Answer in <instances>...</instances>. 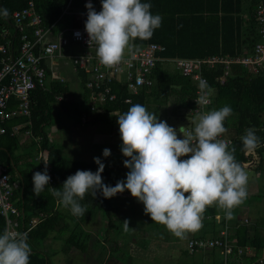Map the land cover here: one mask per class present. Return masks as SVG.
Returning <instances> with one entry per match:
<instances>
[{"label":"trees","instance_id":"trees-1","mask_svg":"<svg viewBox=\"0 0 264 264\" xmlns=\"http://www.w3.org/2000/svg\"><path fill=\"white\" fill-rule=\"evenodd\" d=\"M33 1L35 10L42 19L41 27L44 30L60 31L66 25L69 26V23L71 26L76 25L74 18L66 13L87 10L84 0ZM141 2L150 3L152 14H158L163 18L160 28L154 31L150 39L133 40L137 48L151 43L166 48L165 52L159 54L161 61H157L152 71L153 83L133 96L131 103H125V98L129 94L124 83L111 84V93L116 95V100L106 102L102 106V113L91 114L87 123L106 121L108 115L114 111L124 114L136 103L143 104L149 111L171 105L173 110L184 111L187 117L193 120L194 116H191L189 111L195 107V83L190 77L178 72L165 59H204L215 55L234 58L252 53L255 44L260 40L255 14L264 0H141ZM25 7L24 0H0V8H7L9 11L7 18L0 17V45L9 44V54L12 56L17 54L20 35L16 32L6 36L5 31H12L14 27L12 14ZM85 21L86 18L84 23ZM1 58L0 53V68ZM42 65L44 66L43 62ZM223 74L224 68L220 65L214 69H204V76L212 89L211 109H220L225 105L232 108V115L225 120L224 126L232 136L229 149L235 148L234 155L241 166L246 160L241 137L245 135L247 129H255L261 144L254 150L256 164L252 168L255 173L264 174V68L257 73H251L239 64H231L224 84H220L216 79ZM85 81L86 76L82 74L83 97L85 102H89L90 92L85 88ZM67 92L68 88L59 83H55L46 91L39 88L31 93L29 117L20 116L0 123L4 129V133L0 134V163L7 170L10 184L15 186L12 199L22 210L24 223L39 213L53 214L27 235V243L31 247L29 264H50L48 257L40 249V242L47 239L54 230L57 215H54L55 198L50 191L48 194L42 192L40 196L34 195L32 165L25 162L38 156L39 152L45 153V157H41L42 163L44 166L47 164V168H50L49 175L61 186L67 177L75 174L77 170H94L96 167L94 164L64 158L48 138L46 126L51 120L52 105L59 97L62 101ZM10 100L9 109L16 108L18 101L16 102L14 97ZM15 126H20L17 133L13 132ZM28 129L31 131V137L21 142L20 134ZM102 178L105 184L111 186L122 180L113 179L106 169L102 173ZM114 197L106 199L99 192L96 197L91 192L87 193L80 201L82 205L88 206L87 213L85 216L76 217L77 222L83 223L102 211L108 220V230L105 232L107 237L118 221L113 207ZM5 229V221L0 215V234H3ZM71 234L73 235L71 243L76 238L74 244H77V249L82 252L84 239H78L81 235L84 236L83 230L78 228ZM234 237L236 248L228 256L226 264H261L259 256L263 248L250 234L249 227L239 228ZM249 246L256 249L254 255L238 254V248Z\"/></svg>","mask_w":264,"mask_h":264},{"label":"clouds","instance_id":"clouds-1","mask_svg":"<svg viewBox=\"0 0 264 264\" xmlns=\"http://www.w3.org/2000/svg\"><path fill=\"white\" fill-rule=\"evenodd\" d=\"M85 31L88 43L97 45L96 56L107 67L118 65L134 39L148 40L160 28L162 16L153 15L150 3L141 0H101L97 12L89 0L85 5ZM7 8H0V17L7 18ZM79 36V33H76ZM200 103H206L212 89L205 80L199 82ZM230 106L197 115L193 131L178 138L177 129L160 120L143 104H133L118 116L121 152L124 167L129 169L126 180L115 186L103 182L105 164L94 157L97 171L77 170L63 182L60 189L49 186L51 177L47 164L32 176L33 193L40 196L46 188L59 203L76 217L85 216L87 205H82L89 192H99L106 199L129 191L144 205V212L152 222L160 223L177 238L186 239L188 233L202 228L203 214L208 206L217 205L227 219L233 210L247 199L248 174L235 158V148L220 137L228 129L225 120L232 115ZM243 149L251 152L260 144L255 129L249 128L241 137ZM103 157L111 155L103 149ZM181 157H188L181 159ZM188 194L187 196L185 194ZM130 221H123L128 232ZM27 233H13L5 229L0 234V264H29L31 247Z\"/></svg>","mask_w":264,"mask_h":264},{"label":"built area","instance_id":"built-area-1","mask_svg":"<svg viewBox=\"0 0 264 264\" xmlns=\"http://www.w3.org/2000/svg\"><path fill=\"white\" fill-rule=\"evenodd\" d=\"M26 7L15 11L12 14L15 32L20 35V45L15 56L9 54V44L0 45L1 68H0V123L17 117H29L31 106V93L39 88L43 89L46 79V71L42 62L47 58L63 56V49L70 44H79L85 51L80 56L71 57L75 69L83 71L86 76L85 88L90 92L88 103V112L81 117V123L87 124L91 114L102 113V106L106 102L116 100V95L111 93L110 85L113 83L126 85L129 96L125 98V103H131L132 97L140 93L144 87L151 86L152 71L157 61H161L159 54L165 52L163 45L151 43L137 48L133 41L130 42L131 49L123 60L113 67H107L100 63L96 56L97 45L94 42L88 43L89 37L85 31V18L87 19V10H80L77 14L76 25L67 28L64 34H59L56 39L51 40L50 29L44 30L41 27L42 19L35 10L33 0H24ZM99 12L100 10H96ZM255 19L259 27L260 40L255 44L252 53L238 57L228 56H210L204 59L174 58L165 59L178 72L184 76L190 77L195 83L194 103L195 107L189 111L191 116L197 118L199 113L210 111L211 96L207 98L206 103L199 102L201 95L199 82L205 80L204 69H214L217 65L224 68V74L216 80L224 84L226 76L229 74L231 64H239L247 69L248 72L257 73L264 68V2L257 9ZM76 33L80 35L77 36ZM208 84V83H207ZM18 101V106L9 109L11 98ZM59 101L61 97L57 98ZM110 114L121 115L114 111ZM20 126H15L13 132L17 133ZM192 131L191 126L185 129V134ZM117 134L119 128L115 129ZM4 129L0 126V134ZM26 138L31 137L30 129L24 133ZM221 139L232 144V136L228 131L223 134ZM43 154L39 152L38 158ZM45 157V156H44ZM246 160L242 163L243 168H252L256 164V155L254 151L245 152ZM33 171L32 175L37 171ZM6 168L0 163V215L3 217L6 229L13 233H28L41 222L43 216L33 217L24 223L23 212L12 199L14 188L10 184L9 175ZM48 167V174H49ZM51 177V176H50ZM54 183L51 177L49 185ZM246 221V220H245ZM189 252H195L203 249H221L225 256L232 254L236 245L229 237L228 229L225 227L218 236L208 239H191L187 243ZM248 249L238 248V254L247 252Z\"/></svg>","mask_w":264,"mask_h":264},{"label":"crops","instance_id":"crops-1","mask_svg":"<svg viewBox=\"0 0 264 264\" xmlns=\"http://www.w3.org/2000/svg\"><path fill=\"white\" fill-rule=\"evenodd\" d=\"M88 2L89 0H84L85 5ZM91 3L93 4L95 10H101V5L98 4V0H91ZM79 11L80 10H75L73 12L68 11L66 14L74 18V21L76 22L77 14ZM70 26L71 25L69 23V26L66 25L65 28H63L60 31H54L50 29L49 38L51 40L56 39V37L59 34H64L67 28H69ZM5 32H6V36L16 33L14 27L12 31L8 30ZM62 57L47 58L43 60L44 68L46 71V79H45L44 87L41 90L46 91L52 88V86H54L55 83L63 84V86L68 88V92L66 93L65 96L62 97L63 102L61 100L60 101L56 100L55 103H60L62 107L65 108L66 106H70L73 103V96L71 89L69 88V85L67 84L66 80L63 78L60 79L58 76L59 74L57 73V71L60 68V64L55 59ZM67 60H69V57H67ZM72 68L77 78L79 79L82 88V74L84 76V73L81 70L75 69L73 65ZM80 98H81L80 101L85 102L83 97V88ZM15 101L17 102L16 99ZM10 103L11 100L9 104ZM88 103L89 102H87V104ZM87 110L88 108L85 111H82L80 115L86 113ZM117 120H118L117 115L109 114L108 119L106 121H99V122L87 123V124L81 123V125L87 126V125H95L98 123H106L110 127V130L112 132H115V129L119 128L117 124ZM189 120L190 122L184 128L183 133H185V129L188 128L189 126H191V128L195 127L194 124L195 122H197V118L194 117L193 120L192 119ZM115 134L120 135L117 134L116 132ZM20 135H21L20 137L21 142L29 139L26 138L24 134H20ZM48 138L50 140L49 133H48ZM178 138L182 139L183 134ZM50 142L57 148V151L61 154V156L67 158L61 153V151L58 149V146L56 144H54L52 141ZM121 146H122V142L119 145L115 144V148H116L115 155L117 156V159L115 161H111L107 168H106V164L105 163L104 164H105V169L114 177L113 179L126 180V174L129 171V169L124 167L123 161L128 158L122 155ZM103 149H105V147L98 149L97 152H100ZM118 150L120 151L119 154L117 153ZM43 156H45V153L43 154ZM187 158L188 157H181V159H187ZM83 162L87 164L88 163L94 164L96 167H94V170L91 171L93 172L97 171L98 165L94 161H90V162L83 161ZM25 164L32 165V169H31L32 173L35 170H40L42 167L43 168L45 167L42 163V160L39 159L38 156L33 157L31 160L27 161V163L25 162ZM250 169L254 172L253 168ZM254 174L259 177L264 175L262 173L257 174L255 172ZM258 179H262V178H258ZM49 186L57 189H60L62 187L61 185L57 184V182L55 183V181L53 184ZM261 187L264 189V181L262 182L261 186L258 182H256V180L250 183L248 189L249 196L247 197L246 200L251 199L250 198L251 196L259 194L262 189ZM47 190L48 188L45 189L44 191L46 192L45 194H48L47 192H49V190L48 191ZM262 198H263L262 203L264 205V195L262 196ZM139 204L140 202L136 198L132 197L129 191L118 193L113 200V207L115 208L116 219L118 221L114 226V230L111 233L109 231V235L105 237V232L108 230V220L106 218V215L102 211L98 212L94 218L88 219L83 223H79L76 220V216H73L69 209L64 208L59 203L58 198H55L53 210H54V215H57L56 217L57 219H55L56 226L54 230L50 233V236L47 239H44L43 241L40 242V249L42 253L46 257H48V259L50 255H54V256L56 255L58 257L61 254L62 258H58L56 262L57 264H61V262H63L67 257L68 258L72 257V259H74L77 263L79 262L83 263L82 261L83 258L86 259L88 254L96 257V260H94L93 258V263L95 264H226L228 257L224 255L221 249H215V248L203 249L191 253L188 251L187 248L188 241L191 239H199V238L208 239V238L216 237L221 231H223L225 227H227L229 237L234 241V245H236V238L234 237L235 232L243 226L249 227L250 234L255 239L258 240L257 242L258 244H260L259 246H261L260 243L261 238H259V236L260 237L261 235L264 236V231H263L264 229H262L263 226L259 225L256 219V216L261 215V213L258 212L256 206H254V211L256 210L255 213L258 215L251 218L250 215L244 210L245 207L244 203H242L240 206L236 207L233 210L232 219H227L222 209H220L221 213H219L216 212V210L213 207H207L206 211L203 214L202 228L195 233H188L186 239L183 240L175 237L170 231H169L170 233H167L166 235L163 234L146 235L139 229V225L146 222H151V220L149 221L146 218L145 219L140 218L143 208H141ZM125 210L129 212V215L132 216L131 218L127 217L126 215H121L125 212ZM52 215H53L52 213L51 215L39 213L37 216H35V218L39 216H43L40 219L42 222L45 218L51 217ZM125 219H128L130 221L129 223L130 229L126 234H124V230H123V221ZM41 222H39L38 224H40ZM78 228L79 229L81 228L84 232V236L81 235L78 239V240L84 239L83 240L84 249L82 252L77 249L76 247L77 244H74L76 238H74L71 243V239L73 238L72 237L73 235L71 233H73ZM208 230H210V235H208V237L205 238L206 235L204 233L208 232ZM97 247H100L101 251L95 254L96 252L95 249H97ZM249 250L250 252L248 256H252L256 253V249L253 247L249 246L247 252ZM72 253H75L77 255H72ZM259 259H260L259 261L264 260L263 249L260 251Z\"/></svg>","mask_w":264,"mask_h":264},{"label":"rangeland","instance_id":"rangeland-1","mask_svg":"<svg viewBox=\"0 0 264 264\" xmlns=\"http://www.w3.org/2000/svg\"><path fill=\"white\" fill-rule=\"evenodd\" d=\"M98 4L101 5V0H98ZM84 51L85 49L80 45L72 44L63 49L64 57L55 59L60 64V68L57 71V73L59 74L58 76L60 79H65L67 84L69 85L73 96V103L70 106H66L65 108H63L60 103L53 104L51 109V121L46 126V131L50 134V141L56 144L61 153L67 158L75 161L90 162L94 161V157H99L101 161L106 164L107 168L111 161H115L117 159V156L115 155V144L119 145L122 140L120 138V135H116L115 132H112L110 130V127L106 123H98L95 125L87 126L81 125V117L83 114L80 115V113L88 108V104L87 102L80 101L82 88L79 79L73 71V64L71 65V57L80 56L84 53ZM127 54L128 51L126 50L124 56H126ZM67 57H69V60H67ZM151 111L154 112L160 120L166 121L169 126L177 129L178 137L182 135V133H180L179 131L183 132L186 125L190 122L184 111L173 110L171 105L153 108ZM102 147L110 149L111 155L109 157H103V150L97 152V150L101 149ZM119 152L120 151L118 150L117 153L119 154ZM244 169L248 174L247 191L249 189V184L254 182L255 180L261 186L262 182L264 181V175L259 177L256 176L250 168ZM263 195L264 189L262 188L259 194L251 196V199L244 201V210L250 215L251 218L258 215L255 213L256 210L254 211V206H256L258 212L261 213V215L256 216V219L257 223L263 226L262 229H264V205L262 203ZM139 205L141 208H143L140 218H146L150 221V215H147L144 212V205L141 202ZM208 207H213L216 212L221 213L220 208L215 204ZM121 215H126L129 218L132 217L129 215V212L127 210H125V212ZM143 224L139 225V229L146 235H166L167 233H170L165 225L154 223L152 222V220L151 222H146ZM126 233L127 232L124 231V234ZM204 234L206 235L205 238H207L208 235H210V230H208V232ZM259 238H261L260 243L264 250V236L261 235V237L259 236ZM248 248L249 247H245L242 249ZM95 251L96 254L101 251V248L97 247ZM249 252L250 250L248 252H244L243 254L249 255ZM72 255L77 254L72 253ZM58 258H62V255L60 254L58 257L56 255H50V263L57 264L56 262ZM93 258L94 260H96L95 256L88 254L86 259H81L83 263H77L74 259H72V257H67L64 260L65 262L63 261L61 262V264H95L93 263Z\"/></svg>","mask_w":264,"mask_h":264},{"label":"water","instance_id":"water-1","mask_svg":"<svg viewBox=\"0 0 264 264\" xmlns=\"http://www.w3.org/2000/svg\"><path fill=\"white\" fill-rule=\"evenodd\" d=\"M260 263H261V264H264V260H261Z\"/></svg>","mask_w":264,"mask_h":264}]
</instances>
